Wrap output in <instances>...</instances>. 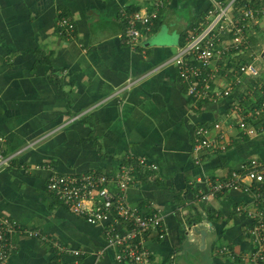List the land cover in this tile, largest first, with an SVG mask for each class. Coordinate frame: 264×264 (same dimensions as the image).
<instances>
[{"label": "crops", "instance_id": "1", "mask_svg": "<svg viewBox=\"0 0 264 264\" xmlns=\"http://www.w3.org/2000/svg\"><path fill=\"white\" fill-rule=\"evenodd\" d=\"M213 1L0 0V152L8 158L0 165V213L15 228L6 264H120L108 247L110 222L89 223L47 182L52 170L113 175L124 167L135 177L128 203L162 217L165 236L144 235L152 264H254V220L238 210L255 207L251 193L238 187L203 196L243 162H264V130L250 135L239 126L262 102L264 78L243 76L237 93L195 101L170 62ZM244 1L264 7V0ZM138 10L157 17L137 24L143 35L131 44L125 12ZM257 17L264 23V11ZM62 18L72 30L59 25ZM263 52L246 59L264 66ZM232 65L218 64L220 88L234 81ZM215 123L227 150L194 151L196 130L215 135Z\"/></svg>", "mask_w": 264, "mask_h": 264}, {"label": "built area", "instance_id": "2", "mask_svg": "<svg viewBox=\"0 0 264 264\" xmlns=\"http://www.w3.org/2000/svg\"><path fill=\"white\" fill-rule=\"evenodd\" d=\"M238 1L214 0L206 19L186 42L177 48V52L170 60L177 66L181 79L187 85V94L195 101L219 100L227 97L233 94L234 85L242 82L243 76L257 78L261 75L260 66L255 60L244 62L237 59L248 50L250 36L256 34L255 30L252 31V27L258 23L257 15L264 11V7L256 9L247 2ZM125 17L128 42L136 44L143 35L137 24L144 26L152 24L157 17V12L143 10L125 12ZM58 23L69 31L74 26L66 18H62ZM228 58L233 64L230 66V71L233 73L234 81L224 89L217 86L215 80L220 71L218 64L222 62L228 66ZM132 83L129 79L128 85ZM262 114H264V99L247 117H241L239 126L242 132L253 135L261 129L264 130V120H258ZM248 118L258 122L252 124ZM214 127L217 131L215 135H210L211 129L205 126L196 130L194 151L227 150V134L223 126L215 123ZM196 160H199V157ZM7 162V156L0 152V165L7 164ZM139 163L146 165L148 159L140 157ZM134 178L133 170L129 167H124L113 175L97 172L80 175L60 174L52 170L47 187L72 212L85 218L89 223L106 224L110 222L106 226L108 247L115 249V259L120 264H152L150 251L145 246L144 235L155 229L160 237H164L162 217L158 211L144 216L128 203L125 192ZM238 187H243L253 196L255 207H238V210H247L253 217L250 236L254 240L255 247L251 259L254 264H264V162L257 158L243 162L232 171L228 179L212 184L211 192L205 194L203 198L207 199L217 192ZM119 222H124L129 227L125 231H120L117 227ZM14 229L10 220L0 213V264H6L15 249L9 237ZM30 234L37 233L31 232ZM66 250L80 254L79 250L67 248Z\"/></svg>", "mask_w": 264, "mask_h": 264}, {"label": "rangeland", "instance_id": "3", "mask_svg": "<svg viewBox=\"0 0 264 264\" xmlns=\"http://www.w3.org/2000/svg\"><path fill=\"white\" fill-rule=\"evenodd\" d=\"M250 30H251V29H250ZM252 30H255L256 34H258L259 39H257V40H258L259 43L256 45V44H254V43L252 42V44H253L252 49H253V50H251L250 52H247V50H246L243 54H241V55L238 57L237 60H242V61H244V58H245V59H246V58H249L253 53H255V54H256V53H259L260 49L264 48V23H261V21H260L259 23L254 24L253 27H252ZM257 63H258V65L260 66V69H261V75H260L259 77H257V78H258V79H259V78H264V66H263V63H261L260 61H258ZM247 86H248L247 88H249V83H248ZM263 87H264V86H263ZM234 93H237V91L234 90ZM257 95H259V94L256 93L255 96H257ZM243 104H244V102H243Z\"/></svg>", "mask_w": 264, "mask_h": 264}, {"label": "trees", "instance_id": "4", "mask_svg": "<svg viewBox=\"0 0 264 264\" xmlns=\"http://www.w3.org/2000/svg\"><path fill=\"white\" fill-rule=\"evenodd\" d=\"M238 2L244 3L245 1L244 0H239ZM247 3H249L252 6H254L256 9H260L261 8L260 5H258L257 3H250V2H247ZM260 13H262V12H260ZM255 37H256V35H253V34L250 36V38L252 39L253 43L257 42ZM245 61H247V59H245ZM263 98H264V94L259 97V100H257V103L259 104L263 100Z\"/></svg>", "mask_w": 264, "mask_h": 264}, {"label": "water", "instance_id": "5", "mask_svg": "<svg viewBox=\"0 0 264 264\" xmlns=\"http://www.w3.org/2000/svg\"><path fill=\"white\" fill-rule=\"evenodd\" d=\"M262 56L264 57V52H263ZM204 233H205V232H201V234H204Z\"/></svg>", "mask_w": 264, "mask_h": 264}]
</instances>
